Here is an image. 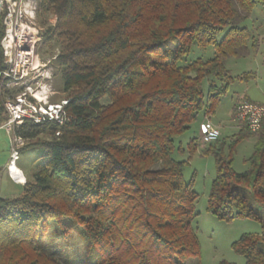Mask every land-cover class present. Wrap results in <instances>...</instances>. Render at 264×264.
<instances>
[{
	"label": "trees",
	"instance_id": "16d2710c",
	"mask_svg": "<svg viewBox=\"0 0 264 264\" xmlns=\"http://www.w3.org/2000/svg\"><path fill=\"white\" fill-rule=\"evenodd\" d=\"M37 3L45 24L55 17L43 41L58 47L66 119L15 131L26 142L18 152H44L19 196L0 197V264H63L40 239L50 228L73 226L88 245L81 264H186L198 257V195L192 180H183L187 162L172 158L182 151L175 139L225 95L233 80L225 61L247 55L252 37L243 23L257 6L264 12V0ZM194 46L212 47L213 57L181 65ZM2 61L0 48V69ZM4 100L1 88L0 125ZM250 137L248 167L236 172V148ZM196 140L187 144L189 157ZM204 152L215 163L206 211L221 221L258 222L261 234H244L231 248L245 264H264V220L256 210L264 208V116L256 132L245 125Z\"/></svg>",
	"mask_w": 264,
	"mask_h": 264
},
{
	"label": "rangeland",
	"instance_id": "374dc122",
	"mask_svg": "<svg viewBox=\"0 0 264 264\" xmlns=\"http://www.w3.org/2000/svg\"><path fill=\"white\" fill-rule=\"evenodd\" d=\"M33 2L36 3L37 9L34 12L32 23L40 30L43 29L45 31L48 24H54L55 17H48L45 24L43 22L45 14L39 12L37 0H33ZM243 24L249 30L252 39L248 43V53L245 57H229L225 61V68L229 76L233 78L225 95L215 106L212 114L204 115L203 112H200L189 130L175 139L176 148L180 146L182 151L176 149L172 154V158L175 161L187 162L183 168V180L185 183L192 180L193 189L198 195L194 205L195 216L192 227L198 238L200 252L198 257L188 258L186 264H218L223 260L233 264H245L244 259L232 251V243L244 234L262 233L261 225L258 222L248 219H234L228 222L221 221L206 211L211 182L215 177V163L213 155L210 153L205 154L204 152L211 143H202L198 135L199 125L203 122H210L219 131V138L213 143L217 145L222 142L227 143L246 125L245 122L236 121L234 118V108L237 103L247 102L258 105V107H264V62L262 57L264 49V12L257 6ZM172 47H174V43H168L166 48ZM57 53L58 47L55 43L51 47H48L42 41L37 47L39 59L42 62L50 60L56 71L54 80L55 92L49 98V101L52 103L63 101L66 97L61 90L62 81L56 64ZM212 57V47L200 48L194 46L189 55L183 59L181 65L188 64L198 58L207 60ZM245 74H249V77L241 80L236 79L238 76L245 77ZM247 129L249 130V128ZM192 138L197 139L196 143L198 147L189 157L187 144ZM11 139V135L0 130L1 198H16L19 196L16 190L18 187L12 184L6 172V166L13 148ZM39 139L47 140L48 137L41 134ZM254 141L255 138L250 137L237 146L233 157V169L236 172H243L247 169L248 164L246 160L252 154ZM23 143L26 142L23 141ZM43 152L42 148L19 152L16 167L22 170L26 181L31 179L32 174L36 170V159ZM244 194L248 197L251 196L248 190H244ZM256 210L264 220V208L257 207ZM77 231L78 228L76 226H73L71 229L67 228V230L62 232H57L55 228H50L47 234H44L40 239V243L45 244L46 250L48 249L63 264H81L88 257L89 253L87 242Z\"/></svg>",
	"mask_w": 264,
	"mask_h": 264
},
{
	"label": "built area",
	"instance_id": "2783aa9c",
	"mask_svg": "<svg viewBox=\"0 0 264 264\" xmlns=\"http://www.w3.org/2000/svg\"><path fill=\"white\" fill-rule=\"evenodd\" d=\"M36 9L33 0H0V48L3 57L0 89L5 93L3 107L6 114L0 130L14 140L6 171L15 183H20V180L12 167L20 172L16 161L19 146L23 144V140L15 136L16 129L26 122L62 125L66 119L64 106L67 101H49L55 92L56 71L50 60L42 62L37 55V47L44 40V30L32 23ZM233 115L236 121L245 122L254 133L260 128L264 107L239 102ZM198 135L202 143L209 144L219 138V131L210 122H203L199 125Z\"/></svg>",
	"mask_w": 264,
	"mask_h": 264
},
{
	"label": "crops",
	"instance_id": "0c3cea01",
	"mask_svg": "<svg viewBox=\"0 0 264 264\" xmlns=\"http://www.w3.org/2000/svg\"><path fill=\"white\" fill-rule=\"evenodd\" d=\"M12 147H14V140H13V137H12ZM11 154V153H10ZM19 169V168H18ZM19 171L21 172V174L23 175V179H24V182L23 183H15L9 176H8V178H9V180L12 182V184L16 187H18V189H16L17 191H18V193H20L21 192V188H22V186L25 184V182H26V178H25V175H24V173L22 172V170L21 169H19ZM7 172V171H6ZM8 175V174H7Z\"/></svg>",
	"mask_w": 264,
	"mask_h": 264
},
{
	"label": "bare ground",
	"instance_id": "6f19581e",
	"mask_svg": "<svg viewBox=\"0 0 264 264\" xmlns=\"http://www.w3.org/2000/svg\"><path fill=\"white\" fill-rule=\"evenodd\" d=\"M12 170L14 171L15 175H17L20 182L23 183L24 182L23 175L20 172L16 171V168H14V166L12 167Z\"/></svg>",
	"mask_w": 264,
	"mask_h": 264
}]
</instances>
